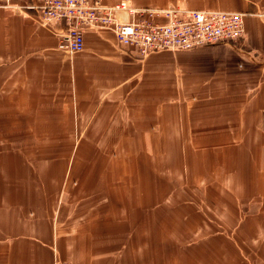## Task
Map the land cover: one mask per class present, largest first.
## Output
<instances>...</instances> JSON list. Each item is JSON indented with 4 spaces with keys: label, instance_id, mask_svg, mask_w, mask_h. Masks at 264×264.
<instances>
[{
    "label": "crops",
    "instance_id": "1",
    "mask_svg": "<svg viewBox=\"0 0 264 264\" xmlns=\"http://www.w3.org/2000/svg\"><path fill=\"white\" fill-rule=\"evenodd\" d=\"M30 1L0 6V264H51L56 256L74 264H125L122 255L129 261L133 252L135 264H264V0H127L135 7L244 13L237 44L179 51L209 61L195 71L198 94L182 106L173 87L144 92L140 82L150 65L137 62L169 51L137 59L112 31L87 29L84 50L69 54L57 48L62 23L43 25L33 10L18 7ZM117 132L118 140H110ZM122 134L140 140H122ZM169 147L179 159L168 165L172 183L187 182L192 159L198 180L211 177L207 194L214 200L205 203L219 226L213 237L198 227L196 260L186 242L190 207L174 206L173 190L167 205L165 189L156 190L160 201L147 192L135 208L141 221L126 226L122 155H80L82 149ZM31 148L42 155L31 157ZM152 155L158 164L152 179L159 181L162 158ZM122 228L135 240L148 234L144 228L152 236L137 248L123 241ZM163 230L181 237H165Z\"/></svg>",
    "mask_w": 264,
    "mask_h": 264
},
{
    "label": "built area",
    "instance_id": "2",
    "mask_svg": "<svg viewBox=\"0 0 264 264\" xmlns=\"http://www.w3.org/2000/svg\"><path fill=\"white\" fill-rule=\"evenodd\" d=\"M0 6H11V0H0ZM18 7L33 10L43 25L62 23L57 48L69 54L84 50L87 29L112 31L124 52L137 59L163 51L235 43L244 37V13L237 11L135 7L127 0L112 5L101 0H32ZM51 264L74 263L56 256Z\"/></svg>",
    "mask_w": 264,
    "mask_h": 264
},
{
    "label": "rangeland",
    "instance_id": "3",
    "mask_svg": "<svg viewBox=\"0 0 264 264\" xmlns=\"http://www.w3.org/2000/svg\"><path fill=\"white\" fill-rule=\"evenodd\" d=\"M234 43V42H233ZM232 44V43H230ZM237 44V42H235ZM209 47V46H207ZM192 52H167V54L156 56L155 60L151 61V59H146L143 62H137L138 64H143V66H149L147 68V71L144 76H141L140 82H143V88L144 92L150 91V88H158L160 92H166L170 91L172 87L174 88V92L177 94V98H182L180 100V105L182 106L183 103H187V101L194 100L192 96H196L198 94L199 85H197V78H195V71L202 70L206 67H208L209 62L208 60L205 62L204 60H198V58H192L189 55ZM148 61H151L149 63ZM147 63V64H146ZM202 63V64H201ZM146 64V65H145ZM196 67V68H194ZM194 68V69H193ZM194 71L193 76L188 74L190 72ZM204 71V70H203ZM184 72L186 73L184 75ZM187 78H185V77ZM194 78V79H193ZM207 89L210 87L207 86ZM146 89V90H145ZM186 99V101H184ZM178 100V99H177ZM141 104L143 106V101H141ZM220 104V103H219ZM180 109H182L180 107ZM101 133H99L100 136ZM109 133H103L101 134V137L103 135L104 138L107 137ZM118 132L111 134L110 140H118ZM87 136L91 134H86ZM256 136V134H254ZM116 137V138H115ZM129 135L122 134V140H128L133 141V139H139L138 135L136 134L131 135L132 139L128 138ZM115 138V139H114ZM32 144H35L34 141H32ZM43 150H38L37 148H31V157L34 156H41ZM69 149L65 150L66 154H69ZM173 148H165V150L160 149H150V148H122V149H82L81 154L80 150L74 148L72 152V158H77L80 154L82 157H91V156H103V157H117L118 155H122V223L127 226V224L132 222L133 220L141 221L142 211H135V208H138L139 206H142L143 198L145 197V194L147 192H154V195L151 197H156L158 201H160L161 197L156 193L157 191H160L165 189L166 195L163 196L164 205H167L168 196L172 195L171 192H175V198H174V206H188L190 207V212L188 217L191 219V226H193V230H191V235H187L186 242L191 247V253H189V256L192 257V259L196 260L198 259V250H199V244L198 239L199 235L194 233L198 232L200 228L198 227H207L206 235L205 236H214V231L216 230L218 224H216V221H213V212L210 210L209 204L206 205L205 201H210V204H212V201L214 200V197L209 195V185H210V176H207L206 180L207 182L203 180L197 179V171H198V162L196 160H187L189 170H187V182H184L185 180H180L179 182L173 181L172 183V177L173 173L170 172L174 168H171L170 166L174 167V164L179 159H176L173 156ZM49 152V150H48ZM165 152V154H164ZM163 153V155H161ZM155 154L156 158H162V167H158V172L160 175H158V179H161L159 181H156L152 179V176L156 175V165L157 163H154L153 155ZM160 154V156L158 155ZM197 159V158H196ZM169 161V162H168ZM200 163V160H198ZM170 165V166H168ZM187 165V164H186ZM82 167H85L82 166ZM201 172V171H200ZM154 174V175H153ZM184 178V177H183ZM205 183H207V189L203 190L201 193L200 190H197L198 188L205 187ZM193 187V189H189V187ZM173 190V191H172ZM207 194V195H206ZM169 196V197H170ZM156 203V200L153 202ZM124 207H127L126 209ZM141 210V209H140ZM163 211L158 210L155 212V214H161ZM195 212L202 213V217L194 218L192 215H196ZM142 213V214H141ZM191 213V214H190ZM176 214L179 217H182V210L178 209L176 211ZM175 214V215H176ZM144 216V214H143ZM188 218V219H189ZM151 229L144 228L142 230L143 234L148 232L146 236H142L141 239H136L131 237V234H129L128 229L122 228V239H127L128 241H135L137 244V248L140 246H144V244L149 242L150 240H146L148 236L151 235ZM182 231V230H178ZM165 237H170L171 235H174L173 237H181V234H179L176 230L174 231H166L163 230ZM142 234V235H143ZM146 237V238H144ZM134 253V252H133ZM132 253V259L129 261L125 258L126 253L122 255V261L125 264H135L137 263L133 258ZM207 262H214L213 260H208Z\"/></svg>",
    "mask_w": 264,
    "mask_h": 264
}]
</instances>
